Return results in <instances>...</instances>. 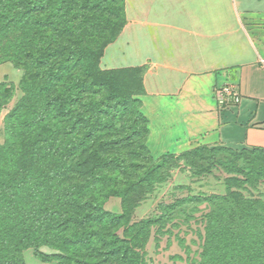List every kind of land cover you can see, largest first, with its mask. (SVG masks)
Here are the masks:
<instances>
[{
    "label": "trees",
    "instance_id": "trees-1",
    "mask_svg": "<svg viewBox=\"0 0 264 264\" xmlns=\"http://www.w3.org/2000/svg\"><path fill=\"white\" fill-rule=\"evenodd\" d=\"M126 24L125 0H0V65L25 71L1 131L0 264H27L28 250L46 264H148L151 228L205 203L212 210L192 262L264 264L263 148L218 149L229 154L218 161L225 194L188 195L128 226L131 197L175 157L154 163L148 148L144 68L100 67ZM111 198L122 214L105 209Z\"/></svg>",
    "mask_w": 264,
    "mask_h": 264
},
{
    "label": "crops",
    "instance_id": "crops-1",
    "mask_svg": "<svg viewBox=\"0 0 264 264\" xmlns=\"http://www.w3.org/2000/svg\"><path fill=\"white\" fill-rule=\"evenodd\" d=\"M104 69L144 68L139 97L153 155L264 149V0H125ZM231 85L241 96L220 105Z\"/></svg>",
    "mask_w": 264,
    "mask_h": 264
},
{
    "label": "rangeland",
    "instance_id": "rangeland-1",
    "mask_svg": "<svg viewBox=\"0 0 264 264\" xmlns=\"http://www.w3.org/2000/svg\"><path fill=\"white\" fill-rule=\"evenodd\" d=\"M100 67L104 71L115 70L104 69L101 64ZM24 75L25 71L16 68L12 63L0 65V143L4 142L1 131L4 128L6 115L23 96L20 82ZM143 77L144 74L142 80ZM132 119V114L126 117L127 121ZM117 126L120 127L119 123ZM208 148L216 150L213 152L204 151L200 154H187L197 149L194 148L181 154H172L175 159L170 160L164 169L153 175L147 182L148 184H141L138 193L132 196L128 203V226L138 225L151 216H160L162 207L188 195L225 194L226 175L219 167L218 161H227L229 154L218 150L224 147ZM184 155L196 156L187 157ZM151 156L154 163H159L165 155L152 154ZM208 167H212L210 172L200 173L203 168ZM104 207L107 211L115 214H122L125 211L123 201L119 198H111ZM210 210L212 207L208 203L198 205L197 208L189 204L185 205L184 212L178 213L177 210L170 212V215L168 213L166 216L164 215L161 224L151 228L150 238L143 252L146 253L147 263L195 264L192 261L198 260L199 253L202 251L205 232L204 216ZM187 215L191 217L189 220ZM126 228L127 226H123L119 231L121 237H123ZM132 233L130 232V235ZM25 260L27 264H46L36 259L32 250L25 252Z\"/></svg>",
    "mask_w": 264,
    "mask_h": 264
},
{
    "label": "built area",
    "instance_id": "built-area-1",
    "mask_svg": "<svg viewBox=\"0 0 264 264\" xmlns=\"http://www.w3.org/2000/svg\"><path fill=\"white\" fill-rule=\"evenodd\" d=\"M217 100L220 105H226L227 103L233 101L238 104L241 101V96L236 88L231 85H226L216 92Z\"/></svg>",
    "mask_w": 264,
    "mask_h": 264
}]
</instances>
